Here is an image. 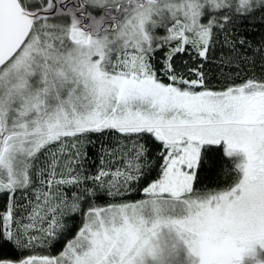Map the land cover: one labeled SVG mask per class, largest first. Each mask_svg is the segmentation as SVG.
Listing matches in <instances>:
<instances>
[{"label": "snow or ice", "instance_id": "6c2138e0", "mask_svg": "<svg viewBox=\"0 0 264 264\" xmlns=\"http://www.w3.org/2000/svg\"><path fill=\"white\" fill-rule=\"evenodd\" d=\"M0 264H264V0H0Z\"/></svg>", "mask_w": 264, "mask_h": 264}, {"label": "trees", "instance_id": "16d2710c", "mask_svg": "<svg viewBox=\"0 0 264 264\" xmlns=\"http://www.w3.org/2000/svg\"><path fill=\"white\" fill-rule=\"evenodd\" d=\"M209 186L211 187L212 185H209ZM129 198L130 199H139V198H142V196L140 194H138V193H132ZM76 220H77V225H78L79 224V217H77ZM69 223H71V221H69ZM72 235H74V231L72 233H70L67 238L71 239ZM64 242H66V241H64ZM64 242H62L61 244L56 245L55 248L51 251V254L55 255V254L58 253L59 250H62V246H63ZM43 254H49V253L45 252Z\"/></svg>", "mask_w": 264, "mask_h": 264}]
</instances>
